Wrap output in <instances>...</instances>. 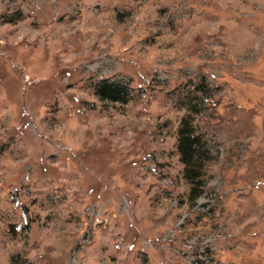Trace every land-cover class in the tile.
Returning a JSON list of instances; mask_svg holds the SVG:
<instances>
[{"label":"rangeland","instance_id":"obj_1","mask_svg":"<svg viewBox=\"0 0 264 264\" xmlns=\"http://www.w3.org/2000/svg\"><path fill=\"white\" fill-rule=\"evenodd\" d=\"M0 264H264V0H0Z\"/></svg>","mask_w":264,"mask_h":264},{"label":"trees","instance_id":"obj_2","mask_svg":"<svg viewBox=\"0 0 264 264\" xmlns=\"http://www.w3.org/2000/svg\"><path fill=\"white\" fill-rule=\"evenodd\" d=\"M96 94L99 98L111 101L125 102L128 99L127 85L119 80L100 79L96 84ZM177 148L180 159L184 163V174L192 183L190 196L194 199L197 195L199 183V165L197 157L203 151V143L199 135L194 133L187 119H182L178 128Z\"/></svg>","mask_w":264,"mask_h":264}]
</instances>
